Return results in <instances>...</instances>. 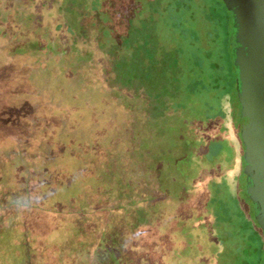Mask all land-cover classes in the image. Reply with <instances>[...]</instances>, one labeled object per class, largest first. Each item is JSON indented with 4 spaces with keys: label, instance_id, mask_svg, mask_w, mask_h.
<instances>
[{
    "label": "trees",
    "instance_id": "1",
    "mask_svg": "<svg viewBox=\"0 0 264 264\" xmlns=\"http://www.w3.org/2000/svg\"><path fill=\"white\" fill-rule=\"evenodd\" d=\"M66 1L0 0V36L13 23L23 35L42 28L67 80L55 94L43 91V100L52 99L43 111L29 102L17 128L13 118L17 142L29 135V153L43 154L41 185L20 179L11 197L0 200V224L25 231V238L11 235L13 246L19 241L26 252L13 254L14 264H178L187 251L195 258L189 264H220L230 222L241 232V264H260L264 240L241 207L238 159L230 154L244 146L237 92L223 86L229 78L236 85L224 0H154L138 29L140 74L126 73L116 84L113 75L128 63L102 44L110 33L71 32ZM94 20L83 16L86 25ZM5 43L0 39V99L8 115L9 99L32 94L15 80L35 66L24 72L23 57L7 56ZM75 62L79 81L71 73ZM150 81L158 83L156 93L131 87ZM83 87L99 98L89 101ZM151 122L158 134L145 127ZM137 186L152 193L137 199ZM146 199L153 201L148 211Z\"/></svg>",
    "mask_w": 264,
    "mask_h": 264
},
{
    "label": "rangeland",
    "instance_id": "2",
    "mask_svg": "<svg viewBox=\"0 0 264 264\" xmlns=\"http://www.w3.org/2000/svg\"><path fill=\"white\" fill-rule=\"evenodd\" d=\"M123 1L127 5L126 8H123ZM155 3L156 2L154 0H67L63 3V8L66 11L64 19L65 22H67L68 26H70L72 30L71 32H73L74 34L83 32V35L92 34L94 36H102L104 31L110 33L109 37L102 39V44H106L108 49L116 53V57L118 60H121L124 63H128L127 68H125V64H122V68L125 69L124 71L122 69L121 73L119 72L118 74L113 75L111 84H116L119 82V78L126 73H129L132 77L139 76L140 74L141 64L139 61V46L141 42L140 36L138 34V29L143 21L150 19V15L152 14V12L149 8L151 7V4ZM10 4H13V0L12 3L10 2ZM143 8L145 9L141 12ZM85 14L95 19V22L91 21V24L86 25L83 22V16ZM28 19H30V17L27 16L26 20L28 21ZM13 22L19 24L20 20L17 21L14 19ZM13 25L14 23L11 25V27ZM11 27L6 28L7 31L4 37L0 36V39L3 41L5 40L6 42V48L5 50H3L4 53L7 54V56L14 54L16 56H22L24 59V72L28 66H35V70L32 72V74L27 73L26 78L15 80L16 86L17 84H21V86H31L33 92L30 96L22 95L14 99H9V104L12 103V105L8 115L5 114V112L7 111V109H5V105H7V103H2L0 99V200L11 197V186L18 184L20 179L21 181L28 183L29 187L31 184L41 185V183L39 182H43L40 180L43 179V154L38 155V159L40 160L39 164L36 153H29L30 149H28V147L26 146L28 145L27 141L29 140V135L27 136V138H25V141H23V138H20L17 142L18 134L15 129L13 118H15L16 120L17 128L18 120H22L20 111H22L29 102L30 104L33 103L39 105L43 111V104L52 103V99L50 98L43 100V91L48 92L49 94H55L59 81H62V79H64L67 83V80L62 77L64 72H61V70L59 69L60 67L55 64V59L53 60V57L49 54L50 52H52L50 51V49H52V46H50L49 44L50 39L46 38L43 34V29L34 28V26H31L36 30L34 32L30 30L29 33L23 35L21 33L14 32V29H12ZM90 27H93L92 31H90ZM24 30L26 31L25 26L22 27V31ZM83 35H80L79 39H81ZM9 48H11L12 50H10ZM70 54L69 56H71ZM80 63L82 64V61ZM74 64L75 68L71 73L72 76H74V81H79L82 78V74L80 72L81 69L79 68V63L77 64L75 62ZM17 66L18 65L14 64L11 66V68L16 70ZM45 69L49 74L45 71ZM84 76H86L85 83L88 84V81L91 80L90 73L86 75L85 72ZM32 77L33 79H31ZM56 77H58L59 79L57 78L55 80ZM235 82L236 85H233L232 78L224 79L223 86H226L229 90L232 88L236 90L237 81ZM158 86V83L155 81H150L146 84H144V82H141L139 85H136V83L131 84V87L136 89H139L140 87L143 92L148 93H156L159 90ZM85 87H83V90L87 92L86 96H89V101H95L99 98L98 94L92 95V92H90L89 89H85ZM236 99L238 100L237 94ZM2 115L6 118L1 117ZM17 115H19L18 118L16 117ZM235 117L240 122V108L236 101ZM149 125H145V127H148L152 131V134H158L155 128H151L153 123L151 122ZM152 141L153 136L152 138H150V143ZM230 154L231 156H233V158H235V160L238 159L237 170L239 171V174L236 178L238 180V189L241 190V195H239L238 198L241 207L243 208L244 214L246 216L253 217L256 221L255 206L252 202L248 201V197H246V195L244 194L247 191L248 177V169L245 165L244 148H242L241 146H239L238 148H230ZM31 158H34V160H31ZM36 179H39V181L37 182ZM231 184V182H225L224 187ZM163 185L166 190H169L168 187L170 184L164 181ZM137 187V199H140L141 195L146 196L152 193L151 189L145 190L143 188H140L139 186ZM36 193L37 192H35V194ZM40 200L43 201L42 196ZM146 201L147 209H144L148 211V209L152 207L153 201H151V199H146ZM152 220H154V218ZM0 225V264H14L13 254L20 256L24 255L26 252L25 249L24 251H22L19 241L16 242L15 246H13L11 235H15L18 237L19 234H21V237L23 236L25 238L24 227L22 226V229L20 230L16 227H12V225H8V223L7 225ZM232 225L233 223L230 222V225H228L229 227H225L223 230V234H229V238L231 239V241L229 242V244H227L223 257L220 260V264H241L240 257L242 256V254L239 247V245L241 244L239 243L241 232H237L236 229L231 228ZM32 227L33 226H31L30 228ZM38 228L42 230V228ZM37 233V231H33L32 234L37 235ZM259 233L261 236L260 240H264V231L261 230ZM189 253L190 252L188 251L185 253V258H187L186 260H184L185 258H183L182 261H178L177 263H193V260L195 258L190 257L191 255ZM170 259L174 260L175 258L170 257ZM258 262H260V264H264V251L261 255H259Z\"/></svg>",
    "mask_w": 264,
    "mask_h": 264
},
{
    "label": "water",
    "instance_id": "3",
    "mask_svg": "<svg viewBox=\"0 0 264 264\" xmlns=\"http://www.w3.org/2000/svg\"><path fill=\"white\" fill-rule=\"evenodd\" d=\"M230 11L231 54L240 105L247 195L264 231V0H224Z\"/></svg>",
    "mask_w": 264,
    "mask_h": 264
}]
</instances>
